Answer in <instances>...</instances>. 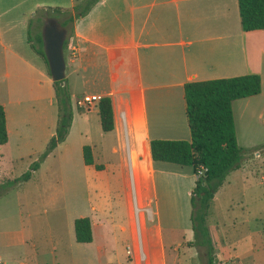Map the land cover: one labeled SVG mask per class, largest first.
<instances>
[{
	"label": "crops",
	"instance_id": "obj_1",
	"mask_svg": "<svg viewBox=\"0 0 264 264\" xmlns=\"http://www.w3.org/2000/svg\"><path fill=\"white\" fill-rule=\"evenodd\" d=\"M80 2L0 0V98H3V71L7 69L14 73L12 86L16 94L11 99L8 92L10 100L0 103L7 135V142L0 145V172L5 171L4 164L12 168L15 161L26 158L29 163L32 157H38L41 153L36 141L41 139L39 146L42 147L54 134L40 128L31 136L30 144V137L24 136L22 129L16 126L19 115L16 113L14 117L6 106L19 107L27 102L28 113L34 111L38 68L34 58L38 56L27 41L28 24L31 22L30 30L34 35L37 10L71 11ZM64 55V79L71 100L107 97L112 111V130L103 133L96 108L98 100L85 110L75 106L76 114L72 113L65 140L46 157L61 149L67 152V140L75 132L77 149L70 147V159L60 160L63 190L59 199L68 231L72 229L73 242V221L78 218L89 219L91 242L67 245L68 252L63 254L66 264H84L85 260L98 264L105 252L109 258L117 240L106 223L108 219L98 217L97 205L88 204V210L79 213L82 198L78 197V191H73L78 189L79 177L71 178L75 187L67 190L70 194L64 190L65 173L72 167L81 171L87 168L95 171V166L100 167L98 172L109 170L108 181L124 185L130 227L123 253L129 264H181L185 261L184 252L195 254L194 248L182 246L192 240H176V234L188 230L192 237L189 218L188 226L181 228L176 216H181L182 210L177 211L180 205L176 204V198L165 193L157 196L155 192L156 181L161 185L173 181L182 185L186 189L185 197H189L195 176L189 167L152 162L148 143L151 140H189L183 101L185 84L247 74L259 77L260 92L231 104V111L236 105L242 124L240 141L237 134L235 141L244 153L238 169L226 176L211 200L207 218L213 222L207 228L217 262L255 264L253 236L261 237L264 244V134L257 137L254 130L247 128L254 119L257 125L264 126V30L241 31L236 0H98L85 16L73 21L72 36ZM40 70L45 72V66ZM46 75L49 77L47 71ZM49 104H52L51 98ZM12 138L14 144H11ZM84 146L89 147L91 166L83 163ZM42 163L26 182L18 183L17 188L34 179ZM11 177V173H7L5 178H9L8 181L18 178ZM130 182L140 209L136 221L128 192ZM227 188L235 191V195H230L227 208L229 212L231 206H236L239 225L213 219L212 203L217 202ZM150 190L154 192V211L148 210L152 225L147 226L143 212L146 193ZM147 200L150 202L151 198ZM27 217L26 213L0 211V264H58L53 254L59 242L54 241L49 232L40 236L37 227H28ZM135 223L144 255L142 262L138 261L135 251ZM240 226L243 229H239ZM119 231L123 233L124 229ZM126 247L131 250L129 260L125 256ZM181 248H184L182 257Z\"/></svg>",
	"mask_w": 264,
	"mask_h": 264
},
{
	"label": "trees",
	"instance_id": "obj_2",
	"mask_svg": "<svg viewBox=\"0 0 264 264\" xmlns=\"http://www.w3.org/2000/svg\"><path fill=\"white\" fill-rule=\"evenodd\" d=\"M98 0H83L68 10L46 8L35 12V21L44 18L55 20L62 28L68 25L69 35L62 45L63 58L67 40L72 36V23L87 14ZM240 29L243 32L264 30V0H236ZM27 28V41L32 51L42 60L46 70L40 43V27L34 35ZM48 74V71H47ZM56 103V125L53 136L48 140L37 160L28 170L9 184L26 182L39 164L64 141L71 122L70 95L65 79L52 82ZM259 77L247 74L239 77L190 82L183 86V101L188 141L151 140L148 143L152 162L189 167L195 176L194 185L189 193V224L192 241L187 246L201 253L202 264H214L215 249L212 245L206 218L211 200L221 187L225 177L238 169L244 150L235 141V131L231 111L232 102L259 94ZM100 129L103 133L112 130L111 103L107 97L100 98L96 104ZM7 142L3 108L0 106V145ZM82 160L85 166H91L89 147H82ZM99 170L100 167H94ZM202 175L197 177L198 171ZM73 235L76 243L91 242L88 218L73 221Z\"/></svg>",
	"mask_w": 264,
	"mask_h": 264
},
{
	"label": "rangeland",
	"instance_id": "obj_3",
	"mask_svg": "<svg viewBox=\"0 0 264 264\" xmlns=\"http://www.w3.org/2000/svg\"><path fill=\"white\" fill-rule=\"evenodd\" d=\"M82 1L83 0H81L80 3H82ZM68 11L70 14H72L70 10ZM70 26L71 25H68L65 29L67 32L66 38L69 35ZM39 27L40 23H37L36 31H38ZM68 41L69 39L67 40V44ZM34 59L38 67L35 74L37 98L33 105L34 111H32L30 114L28 113L27 107L29 106V104L27 102L21 103L19 107H16L15 105H6L7 109L9 107L13 111L14 117H16V113L19 115L18 123L16 126L22 129L24 136H26L27 138L30 137V144L31 136L34 133H38V129L45 128L46 133L49 131L54 133L56 125V103L53 94L52 83L50 82L49 77L46 75L47 70L45 72L43 71L44 69L40 70L41 67L44 68V64H42L41 60L38 57L35 56ZM5 74L8 76L6 77ZM13 75L14 73L10 69L3 71V98H0V103L6 104L7 100H10V98L7 97L8 92L11 93V99H14L16 97L12 86ZM50 98L52 100V104H49ZM70 109L71 114H76L75 100L72 101L71 98ZM232 112L235 135L237 134V139L240 141L239 138L241 134L239 128L242 126V124L239 123V113L237 111L236 105L232 107ZM255 121L258 122L255 119L250 120L247 129H249V131L254 130L257 137L263 136L264 126L262 124L257 125ZM40 140L41 139H38L35 145L38 151L42 153L46 145H43L42 147L39 146ZM76 142L77 136L75 132H73L67 140L66 145H69V149L67 150V152L62 151L61 149V151L58 150L57 152L46 158L44 163L41 162V170L35 176V178L30 180L26 184H22L19 188H17V184H9L13 180L8 181L9 178H5L6 174L11 173V178L13 179L25 173L28 170L25 168H27V166L37 160L36 156L32 157L29 163L26 158H24L21 162L15 161L11 165L12 168H7V166L4 164L5 171L0 172V211L4 213L19 212L22 215L26 213L28 217L25 224H28V227H37L40 236L49 232L52 235L53 240H57L59 242V246L56 247L53 254L58 264H66L64 255L67 249H69L67 245L71 246L72 243H75L72 240V229L68 231L69 227L64 216L65 213L63 204V211L61 210L59 195L61 193V190H63V186L61 185V171L63 169V165L60 164V160L61 158L70 159V147L72 149H77ZM11 144H14L13 138L11 139ZM236 144L237 146H239V143L236 142ZM83 171H85V173H83ZM109 175V170L98 172L96 170L93 171L92 169L87 168L85 170L82 169L81 171L80 168L75 169L72 167L69 168L65 173L67 183L64 184V190L67 192V190L70 191L71 187L74 188L75 181H71V178L79 177L80 180L78 181V185H76L78 189L73 190L74 193H77L78 191V197L82 198V204L80 206L81 208L79 210V213H85L88 210V204H93L94 206L97 205V211H99L98 217L101 216L108 219L106 223L109 226L112 236L117 238L116 245L111 249L112 253L110 254L109 258L108 252H105L106 254L104 253L98 264H129V262L125 260L123 253L126 234L129 231L130 227V218L128 213L129 211L126 206L124 195L126 189L124 188L123 184H111L108 181ZM232 175L233 174H231L229 177H232ZM128 186L133 220L136 221V219H138L137 217L140 209L138 208L136 203L133 184L130 182L128 183ZM155 189L157 196H159L160 193H165L170 194V197L176 198V204L180 205V207H177V211L182 210L181 216H176L177 221H179L178 224L179 226H181V228H183L184 226H188L190 208L188 205L189 197H185L186 189H184L182 185L173 181L165 185H161L156 181ZM152 193H154L153 190H150L146 193L147 199L151 198V200L150 202H148V200L146 199V205L144 206L145 210L143 212L145 223L147 226L152 225V223L148 220V210H151L152 212L154 211V199ZM230 195H235L234 188H227V190H225V192L221 195L220 199L217 202L212 203L211 211L213 213V219H219L225 224L238 223L237 225H239L240 220H238L236 206H231V211L228 212L227 206L229 205V200L231 199ZM212 222L213 220L208 217L206 220V225L210 226ZM120 228L124 229L123 233L119 231ZM239 229H243V227L240 226ZM176 240L178 242L191 241L192 237L190 231L188 230V232H180L176 234ZM70 241L72 242L70 243ZM182 246H185V248L188 247L187 243L185 242ZM253 246L256 261L255 264H264L263 240L256 234L253 236ZM182 252H184V248H181V251H179L180 257H182ZM183 255H185V261L181 264L203 263V260H201V253L196 250L195 254L193 255L187 252H184ZM84 264L90 263L85 260ZM214 264L220 263L215 259Z\"/></svg>",
	"mask_w": 264,
	"mask_h": 264
},
{
	"label": "water",
	"instance_id": "obj_4",
	"mask_svg": "<svg viewBox=\"0 0 264 264\" xmlns=\"http://www.w3.org/2000/svg\"><path fill=\"white\" fill-rule=\"evenodd\" d=\"M39 34L49 79L51 82H59L65 76L62 45L67 32L55 20L44 18L41 21Z\"/></svg>",
	"mask_w": 264,
	"mask_h": 264
},
{
	"label": "built area",
	"instance_id": "obj_5",
	"mask_svg": "<svg viewBox=\"0 0 264 264\" xmlns=\"http://www.w3.org/2000/svg\"><path fill=\"white\" fill-rule=\"evenodd\" d=\"M96 100H98L97 97H83V98H81L75 102V106L79 109L85 110L92 102H94ZM202 171L203 170L198 171L197 177L202 175ZM134 226H135V238H136L135 251L137 254L138 261L142 262L144 259V255H143L142 249H141V244H140V239H139V230H138L137 223H135ZM125 256L128 260L131 257V250L128 247L125 248Z\"/></svg>",
	"mask_w": 264,
	"mask_h": 264
}]
</instances>
